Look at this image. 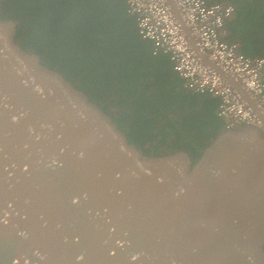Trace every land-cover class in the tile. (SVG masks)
I'll use <instances>...</instances> for the list:
<instances>
[{
	"label": "water",
	"instance_id": "water-1",
	"mask_svg": "<svg viewBox=\"0 0 264 264\" xmlns=\"http://www.w3.org/2000/svg\"><path fill=\"white\" fill-rule=\"evenodd\" d=\"M0 264H264V118L149 154L0 0Z\"/></svg>",
	"mask_w": 264,
	"mask_h": 264
},
{
	"label": "trees",
	"instance_id": "trees-1",
	"mask_svg": "<svg viewBox=\"0 0 264 264\" xmlns=\"http://www.w3.org/2000/svg\"><path fill=\"white\" fill-rule=\"evenodd\" d=\"M220 1V0H218ZM225 38L249 56H264V0H229ZM19 22V38L107 103L131 141L147 153L186 148L200 155L227 122L219 100L193 93L167 54H153L125 0H2Z\"/></svg>",
	"mask_w": 264,
	"mask_h": 264
},
{
	"label": "built area",
	"instance_id": "built-area-1",
	"mask_svg": "<svg viewBox=\"0 0 264 264\" xmlns=\"http://www.w3.org/2000/svg\"><path fill=\"white\" fill-rule=\"evenodd\" d=\"M153 54H167L185 87L219 100L227 123L264 118V56L225 38L235 6L218 0H125Z\"/></svg>",
	"mask_w": 264,
	"mask_h": 264
},
{
	"label": "flooded vegetation",
	"instance_id": "flooded-vegetation-1",
	"mask_svg": "<svg viewBox=\"0 0 264 264\" xmlns=\"http://www.w3.org/2000/svg\"><path fill=\"white\" fill-rule=\"evenodd\" d=\"M222 2H230L229 0H220ZM235 12H236V9H235ZM235 15V14H234ZM234 17V16H233Z\"/></svg>",
	"mask_w": 264,
	"mask_h": 264
}]
</instances>
